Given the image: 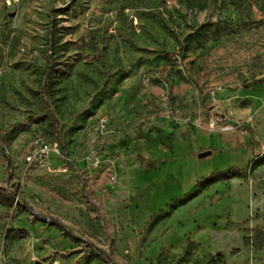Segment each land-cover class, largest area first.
<instances>
[{
	"label": "rangeland",
	"instance_id": "rangeland-1",
	"mask_svg": "<svg viewBox=\"0 0 264 264\" xmlns=\"http://www.w3.org/2000/svg\"><path fill=\"white\" fill-rule=\"evenodd\" d=\"M0 264H264V0H0Z\"/></svg>",
	"mask_w": 264,
	"mask_h": 264
},
{
	"label": "built area",
	"instance_id": "built-area-1",
	"mask_svg": "<svg viewBox=\"0 0 264 264\" xmlns=\"http://www.w3.org/2000/svg\"><path fill=\"white\" fill-rule=\"evenodd\" d=\"M106 120H102V124L105 125ZM232 127L229 126L224 130H231ZM58 159L61 161L60 171H68V158L63 155L57 144H50L43 139L36 137L32 140L29 150L24 158V163L28 166L34 167H47L50 165L51 161ZM17 202V201H16Z\"/></svg>",
	"mask_w": 264,
	"mask_h": 264
},
{
	"label": "crops",
	"instance_id": "crops-1",
	"mask_svg": "<svg viewBox=\"0 0 264 264\" xmlns=\"http://www.w3.org/2000/svg\"><path fill=\"white\" fill-rule=\"evenodd\" d=\"M138 130H139V129H136L135 131H133V132H135V138H134V139H135V140H143L142 137H140V135L137 133ZM148 131L152 132V135H151V136H154V135L158 134L157 131L152 130V129H149ZM160 132H161V130H160ZM160 132H159V133H160ZM131 133H132V132H131ZM135 140L132 141V144H131L130 148L134 147V149H135V153H136V154L138 153L139 155H142V154H143L142 151H140V149L137 148V146L139 145L140 142L136 143ZM135 143L137 144V146L135 145ZM157 143H158V141H157ZM160 144H162V143H160ZM149 146H150V144H149V140H147V142H145V143L143 144L142 147H144L145 150H148V153H149ZM139 148H141V147H139Z\"/></svg>",
	"mask_w": 264,
	"mask_h": 264
},
{
	"label": "trees",
	"instance_id": "trees-1",
	"mask_svg": "<svg viewBox=\"0 0 264 264\" xmlns=\"http://www.w3.org/2000/svg\"><path fill=\"white\" fill-rule=\"evenodd\" d=\"M159 134V133H158ZM128 134L125 135L124 137L118 139V143H116V145L113 146V149H117L118 147H120L121 145H126V142H128Z\"/></svg>",
	"mask_w": 264,
	"mask_h": 264
},
{
	"label": "water",
	"instance_id": "water-1",
	"mask_svg": "<svg viewBox=\"0 0 264 264\" xmlns=\"http://www.w3.org/2000/svg\"><path fill=\"white\" fill-rule=\"evenodd\" d=\"M14 14H11V17H13ZM210 155V152L209 151H205V152H202L198 155V158H204L206 156H209Z\"/></svg>",
	"mask_w": 264,
	"mask_h": 264
}]
</instances>
